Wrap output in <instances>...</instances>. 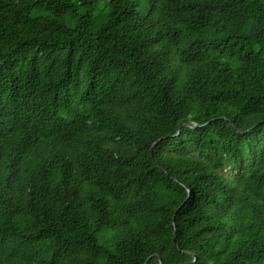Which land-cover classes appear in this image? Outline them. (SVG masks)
I'll use <instances>...</instances> for the list:
<instances>
[{
	"label": "trees",
	"instance_id": "obj_1",
	"mask_svg": "<svg viewBox=\"0 0 264 264\" xmlns=\"http://www.w3.org/2000/svg\"><path fill=\"white\" fill-rule=\"evenodd\" d=\"M0 264H264V0H0Z\"/></svg>",
	"mask_w": 264,
	"mask_h": 264
},
{
	"label": "water",
	"instance_id": "obj_2",
	"mask_svg": "<svg viewBox=\"0 0 264 264\" xmlns=\"http://www.w3.org/2000/svg\"><path fill=\"white\" fill-rule=\"evenodd\" d=\"M182 125H185V124H182ZM194 126V125H193ZM173 240L175 241V236L173 237Z\"/></svg>",
	"mask_w": 264,
	"mask_h": 264
}]
</instances>
